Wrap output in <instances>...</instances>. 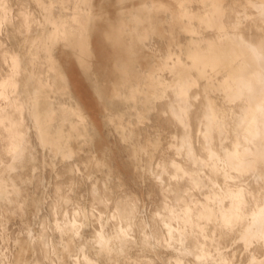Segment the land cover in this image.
Segmentation results:
<instances>
[{
  "label": "bare ground",
  "instance_id": "6f19581e",
  "mask_svg": "<svg viewBox=\"0 0 264 264\" xmlns=\"http://www.w3.org/2000/svg\"><path fill=\"white\" fill-rule=\"evenodd\" d=\"M36 1L43 19L27 1L15 9L0 0V239L9 238L8 213L42 214L39 232L28 225L15 236L16 252L0 244V264H26L31 251L38 255L32 264H264V0H118L132 3L114 19L93 0H75L66 15L54 10L69 8L68 0ZM162 12L188 40L179 54L170 47L145 64L152 50L137 48L153 40ZM92 30L101 46L110 45L109 89L92 71ZM60 44L73 49L85 81L73 86L57 54ZM158 103L174 129L167 151L143 166L159 189L158 203L144 216L121 163L99 155L96 138L102 106L107 123L130 145L131 159L141 152L152 159L161 139L136 137ZM28 119L54 165L60 158L70 173L88 179L91 160L105 170L102 180L92 179L90 205L75 196L71 175L55 180L51 219L43 201L28 203L19 184V166L28 157L36 161ZM85 145L93 154L81 164ZM133 247L141 253L129 255Z\"/></svg>",
  "mask_w": 264,
  "mask_h": 264
},
{
  "label": "rangeland",
  "instance_id": "374dc122",
  "mask_svg": "<svg viewBox=\"0 0 264 264\" xmlns=\"http://www.w3.org/2000/svg\"><path fill=\"white\" fill-rule=\"evenodd\" d=\"M132 1H134L135 3H139L142 0H132ZM132 1H126L120 4L118 0H109L108 7L111 11L110 17L113 19L116 18L118 16V10L122 6L130 5ZM165 1H170V0H165ZM228 1L231 2L232 0H228ZM240 1L243 2L244 0H240ZM195 6L197 7V4ZM156 18L158 21L161 20L160 21L161 24H159V26H161V29L164 30V33H162V35L165 38L169 36V42L165 39L163 47L165 48H167L168 46L169 48L171 47L170 37L172 34L173 49L179 54L181 52L180 44H185L187 42L188 35L181 29L179 23L172 21L171 17L168 16L166 13L162 12L160 14H156ZM105 26H106V22L101 21L100 28H103ZM158 35L160 36V34H157V36ZM18 39H21V37L19 36ZM153 40L148 42L146 45L150 47V44L151 43L153 44ZM104 44L107 47L110 46L108 42ZM20 49L21 51H25V48L23 47H21ZM159 50L160 49L157 47L156 51L159 52ZM2 67L6 68L7 66L6 64H4ZM164 76L167 77L168 79L172 77L169 72H166ZM104 78H105L103 79L104 84L106 88L109 89L110 88L109 79H107L105 75ZM213 96L219 101H221L223 98L222 94H220L219 92H215ZM114 106L113 107L111 106L113 111H115L116 109L114 108ZM115 107H118V105H116ZM119 107H121V105ZM162 107L163 104L161 103H158L154 106V108L152 109L149 115L150 116L149 119L141 122L142 126L137 128V132L139 133V135H137L136 137L137 140H141L143 142H146L148 138L151 139L160 138L161 144L159 148L151 149V152H153L152 159L150 155L141 152L139 154L138 160H134V161L131 159L132 151L130 145L124 143L121 140L120 134L116 131L114 126L107 123V116L102 106L100 112L101 120H102V129H101V134L98 135L96 138V145L99 148L98 154L103 155V153L106 152L109 155H111L112 160L115 163L117 162L121 163L122 170L124 172L127 182L126 187L130 190H133L136 194H138V196H140V198L142 199V202L145 204V207L143 208V212H142L144 216H148L152 211V209L154 208L155 204L158 203L159 189L158 186L154 183L153 177L149 173L148 169H144L143 166L148 167L150 161H154L156 158H158L163 153V151L164 152L167 151V146L169 142L168 140H170V134H171L170 132L174 129L168 118L161 112ZM27 118H29L28 115ZM28 124L32 127L31 140L36 147V153H35L36 161L31 160L28 157L26 159L25 165L19 166V171L22 174V180H19L20 181L19 184L23 189V193L28 195L29 197L28 203L32 204L34 199L43 201L45 205L44 213H47L51 219L52 215L50 214L49 205H50V201L53 199L54 196V188H55L54 183H56L58 180L62 182H66L68 181L71 175V176H75L74 178L76 179L75 196L80 198L83 204L90 205V197H91L90 188H91L92 179L102 180L105 177V170L103 168L97 167L95 165L96 164L95 160H91V166L87 172H91L92 179H88L86 174L81 175L77 173H70L68 171V168H66L67 165L60 158H57L55 160L56 164L54 165L53 156L51 155V153L48 150L42 149L40 143L38 142L35 131L33 129V123L30 119H28ZM74 145L77 146V148L79 146L77 142H75ZM92 151H93V147L91 145L83 146V149L79 151V154L77 156V161L82 164L83 161L88 160V158L92 156L93 154ZM34 165H37L38 168L35 173L33 171ZM55 180L57 181L55 182ZM100 207L104 211L107 210L108 213V209L106 207L104 206H100ZM32 209L33 208L30 209L28 215L25 217H22L17 213L7 214L8 217L10 218V221L8 223V226L10 228L9 229L10 231L8 233L9 238L6 242L0 239L1 246L7 243L10 249L16 252L14 239L22 234L21 231H23L28 225L33 227L36 232L40 231L41 228L40 220L42 214L35 216L34 211H32ZM92 232H93V224L91 222L89 223V227L86 232L88 238L91 237ZM1 241L3 242L1 243ZM138 248L139 247H133L130 250L129 255L141 253L142 250ZM134 250L135 252H133ZM37 256L38 255L36 253L31 251L28 256V260L26 264H32V261L34 263V260L36 259ZM125 258L127 262H130L131 260L130 257H120L121 260H124ZM158 263L165 264V262L162 260L161 261L159 260Z\"/></svg>",
  "mask_w": 264,
  "mask_h": 264
},
{
  "label": "crops",
  "instance_id": "0c3cea01",
  "mask_svg": "<svg viewBox=\"0 0 264 264\" xmlns=\"http://www.w3.org/2000/svg\"><path fill=\"white\" fill-rule=\"evenodd\" d=\"M18 1L19 0H11L13 6H15L17 4V6H15V9L19 8V6H21L19 4H21L22 1H20L19 4H18ZM25 1L28 2V4H27L29 6L28 8L31 9L37 17H39L40 19H43L44 13L42 11L41 5L36 0H24V2ZM43 1L48 2L49 0H43ZM68 1H69V3L67 5L69 8H63L62 6H60V4H56L55 10H54L56 15H59L62 13H65L63 15H66V14H69V12L73 11V9L75 8L76 2H75V0H68ZM108 1L109 0H93L94 4L97 7H102L105 10H108L109 12H111L109 7H108ZM33 29H35V25L33 26ZM153 32H155V35L153 37L154 40H153V44L151 43V45H150V49L152 50V52H150L151 56H148V58L144 60L143 63H145V64H149L152 61H154L156 55L163 56L165 54V50L167 51L169 49V46L167 48L163 47L165 39L169 42V36L167 38H165L162 35V33H164V30L161 29V26H157V29L154 30ZM98 33L99 32H95L94 30H92V32H91V46L93 48V56L91 58L92 62H93L92 71H93L94 75H96V77H98L100 80H103V79H105L104 78V75H105L104 68H105V64H106L105 59L107 56V52H106L107 46L105 44H103L101 46ZM157 34H160V36L159 35L157 36ZM170 38H171V47L173 49V35L172 34H171ZM129 40H130V38H129ZM154 42H155V44H154ZM146 44L147 43L139 44V46L137 48L138 51H140V52L145 51V53H148L149 51L145 47ZM157 47L160 49L159 52L156 51ZM57 54L59 56L61 64L64 66L67 74L69 75L70 81L72 82L73 86H74V84H76V82L85 81L83 71L79 66V63L76 59V56H75L73 49H71L69 47H65L63 44H60L58 49H57ZM75 92H76L77 97L79 99H82L81 95L76 90H75ZM92 97H95L94 94H92Z\"/></svg>",
  "mask_w": 264,
  "mask_h": 264
}]
</instances>
